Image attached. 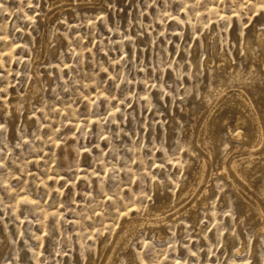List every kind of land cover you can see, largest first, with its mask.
Segmentation results:
<instances>
[{"label":"rangeland","instance_id":"374dc122","mask_svg":"<svg viewBox=\"0 0 264 264\" xmlns=\"http://www.w3.org/2000/svg\"><path fill=\"white\" fill-rule=\"evenodd\" d=\"M62 2L0 0V264H103L119 225L149 207L165 212L161 238L137 229L114 264H264L261 223L241 208L248 193L264 200V160L252 164V190L217 174L223 154L245 152L229 130L255 137L248 107L219 95L247 87L264 100L245 51L261 52L264 0ZM211 31L232 76L212 59ZM216 118L223 157L208 194L179 198L206 156L204 120Z\"/></svg>","mask_w":264,"mask_h":264},{"label":"bare ground","instance_id":"6f19581e","mask_svg":"<svg viewBox=\"0 0 264 264\" xmlns=\"http://www.w3.org/2000/svg\"><path fill=\"white\" fill-rule=\"evenodd\" d=\"M59 2V1H58ZM63 2H64V0H63ZM62 2V3H63ZM53 3V2H52ZM61 3V2H60ZM53 6H54V3L52 4ZM66 5V3L64 4V6ZM63 6V7H64ZM51 7V6H50ZM59 7V6H58ZM55 8H56V2H55ZM60 8H61V6H60ZM66 8V7H65ZM51 9V8H50ZM50 9H49V11H50ZM53 9V8H52ZM59 10V9H58ZM57 10V11H58ZM48 11V12H49ZM53 11H54V9H53ZM58 12H60V11H58ZM52 13H54V12H52ZM55 14H57V13H55ZM50 15V14H49ZM48 15V16H49ZM52 16H53V14H51ZM259 34H261V32L259 33ZM216 33H214L213 31H211L210 32V34L206 37V40H207V46H208V48H209V50H210V52H211V55H212V59L214 60L215 58H219L220 59V62L221 63H223L224 65L225 64H228L229 65V67H228V73H227V76H232V73H233V66H232V64L230 65V62H229V60H228V58L225 56V54H220L219 55V53H218V51H216V43H215V38H216ZM252 35V34H251ZM254 36V35H253ZM262 36V35H261ZM264 36V35H263ZM257 37H259V36H257ZM259 38H261V37H259ZM247 41V40H246ZM252 41H254V40H252ZM250 42H251V40H250ZM243 44H244V42H243ZM255 44H259V46H260V50H261V52L259 53V52H256L255 51V48L253 47V45L252 44H249V43H246V48H245V51H246V59L248 60V59H251V60H253L254 61V64L252 63V62H250V64H251V66H250V69L252 70V72H254V71H256V70H258L259 69V73H257V76H256V78L255 79H257V80H259V78H261L262 76H263V78H264V39H257V43H255ZM206 46V47H207ZM242 51H243V49H242ZM221 53V52H220ZM224 53V52H223ZM245 54V53H244ZM243 54V55H244ZM227 55V54H226ZM35 57V56H34ZM207 58V57H206ZM244 58V57H243ZM218 59V60H219ZM213 60H207V61H205L206 62V64H212L213 62L215 63L216 61H213ZM195 61H197L198 62V60H196L195 59ZM232 62V61H231ZM249 62V61H248ZM217 63V62H216ZM245 63V62H244ZM194 64V63H193ZM196 64H198V63H196ZM222 64V65H223ZM247 64H249V63H247ZM249 64V65H250ZM218 65H219V63H218ZM217 65V66H218ZM221 65V64H220ZM220 65H219V67H220ZM246 65V64H245ZM196 66V65H195ZM206 66H208V65H205V67ZM214 66V65H213ZM213 66H211V67H213ZM209 67V66H208ZM227 67V66H226ZM198 68V67H197ZM210 68V67H209ZM222 68V67H221ZM236 68V67H235ZM234 68V69H235ZM195 69V68H194ZM208 69V68H207ZM211 69V68H210ZM226 69V68H225ZM34 70H35V68H34ZM217 70V69H216ZM219 70H221V69H219ZM224 71V70H223ZM246 71H247V69H246ZM33 72V71H32ZM227 72V71H226ZM249 72V71H248ZM252 72H251V74H252ZM221 74H222V72H221ZM226 74V73H225ZM223 75V74H222ZM250 75V74H249ZM248 75V76H249ZM36 76V75H35ZM35 76H33V78H35ZM246 76H247V72H246ZM252 76V75H251ZM250 76V77H251ZM219 78V77H218ZM217 78V79H218ZM220 78H224V77H220ZM231 78V77H230ZM230 78H229V80H230ZM38 79V78H37ZM217 79H215V80H217ZM228 80V79H227ZM260 80H262V78L260 79ZM35 81H36V79H35ZM239 81H240V79H239ZM263 81V83H264V79L262 80ZM243 82V81H242ZM241 82V83H242ZM30 83H32L31 81H30ZM263 83H262V86H263ZM33 84V83H32ZM238 85V84H237ZM237 85H234V86H237ZM246 85H247V83H246ZM245 85V86H246ZM259 86H260V84H258ZM233 86V87H234ZM32 86H30V88H31ZM230 87H231V85H230ZM229 87V88H230ZM240 87H241V85H240ZM242 87H243V85H242ZM33 88V87H32ZM263 88V87H262ZM34 89V88H33ZM218 89V88H217ZM216 89V90H217ZM220 89V88H219ZM230 89H232V88H230ZM246 89H247V87H246ZM245 88H238L237 87V89L233 92V93H224V95L222 94V92L220 93V95H219V97H221V99H222V97H226V99L227 100H230L231 99V103H232V98L235 96L236 98L235 99H237V102H238V104L240 105V106H242V107H248V111H249V120H250V122L252 123V125L255 127L254 128V130H255V137H253V139L252 138H250V136H248L247 135V132H245L244 130H243V128H242V130H235V131H232V130H229L228 132L230 133V138L232 139V140H237V141H241L242 142V145H243V148H244V150L243 151H245V152H243V153H241V154H239L240 153V150L242 149V147H240V150H239V147H238V149H237V147L235 148V149H237L238 151H239V155L238 156H235V157H232V155L231 154H228V155H226V157H225V154H223L224 155V160L222 161V164L220 165L221 167L218 169V170H220L217 174H223L224 175V179L227 181V182H229V184L232 186V188H234L237 192L236 193H238V190H239V187H241L238 183L239 182H237V180H239L242 184H245L244 186L246 187V186H248L250 189L252 188V186H251V183H254V181H252L251 183L249 182L250 180H248V174H249V172L251 173V170H252V164H253V166H254V161H256V160H261V161H263L264 160V146L262 147V145H264L263 143H264V106H262L261 104L263 103V101H262V103L261 104H257V102H255L250 96H251V92H250V96H249V90H248V92H247V90H246ZM28 90V89H27ZM215 90V91H216ZM28 91H30V90H28ZM218 91V90H217ZM223 92H225L224 90H222ZM261 91V90H260ZM262 91H263V94H264V88L262 89ZM262 91H261V94H262ZM34 92V91H33ZM26 93H28V92H26ZM30 94V93H29ZM28 94V95H29ZM31 95V94H30ZM31 96H33V95H31ZM256 96V95H255ZM254 95L252 96V97H255ZM28 97V96H27ZM217 97V96H216ZM33 98V97H32ZM256 98V97H255ZM218 99V98H217ZM220 99V98H219ZM214 100V99H213ZM234 100V99H233ZM257 100V99H256ZM218 101V100H217ZM216 101V102H217ZM221 101V100H220ZM236 102V103H237ZM261 102V101H260ZM213 103V102H212ZM215 103V102H214ZM218 103V102H217ZM229 103V102H228ZM234 103V102H233ZM216 104V103H215ZM221 104V103H220ZM219 104V105H220ZM223 104H224V99H223ZM222 104V105H223ZM226 105H227V103H226ZM264 105V104H263ZM210 106V105H209ZM221 106V105H220ZM224 106V105H223ZM232 106V105H231ZM235 106V105H234ZM216 107H217V105H216ZM226 107V106H225ZM229 107V106H228ZM238 108V107H237ZM219 109V108H218ZM215 110V109H214ZM221 110V109H220ZM243 110V109H242ZM245 110V109H244ZM243 110V111H244ZM206 112H208V111H206ZM211 112H212V109H211ZM216 112V114H218V112L217 111H215ZM247 112V111H246ZM210 113V112H209ZM208 113V114H209ZM239 113V112H238ZM207 114V115H208ZM213 114H215L214 113V111H213ZM244 114V113H243ZM246 114V113H245ZM241 114H239L237 117H239ZM247 115H248V113H247ZM241 117V116H240ZM246 117V116H245ZM206 118V117H205ZM204 118V119H205ZM221 118V117H220ZM223 118V117H222ZM243 118V117H242ZM210 119H212V116H211V118ZM217 119V118H216ZM226 119V118H225ZM209 120V119H208ZM208 120H204V123H203V127H202V129H203V132H204V137L202 138V141L200 140V136L197 138L198 139V141H197V145L198 146H201L202 144H201V142L202 143H204L206 146H208V147H206V148H208L207 149V152H206V156L205 155H203V156H205V157H203V156H201V157H203L202 159H200L201 160V162L199 161V165H197V164H195V165H197L198 167H197V169L193 172L194 173V176L196 177L193 181L195 182H193V183H188V184H186V185H188L187 186V188H185V189H183V190H181V192H180V194H179V198H181V197H183V196H185V195H189V197H191V199H193V198H195L196 197V199L195 200H197V197L199 198V199H201L200 197H202L203 195H205L207 192H208V190H207V188H208V186L210 185V182H211V179H212V176L213 175H211V172L209 171V169L211 168V166H212V164L214 163V161H215V157H218L219 155H217L216 153L217 152H215V150H216V147H218V146H216L217 144H219V143H221V142H219V138H221V137H219V136H221L220 134H221V132H220V134H219V132L217 131V132H213V131H211V126L212 125H214V124H217V125H221L222 124V121L224 120H221V119H217L216 121H214L213 123L212 122H208ZM243 120V119H242ZM245 120H247V119H245ZM249 120H248V122H249ZM203 122V121H202ZM224 122V121H223ZM247 122V123H248ZM241 123H242V121H241ZM220 125H219V128L221 129V127H220ZM226 125V124H225ZM236 125V124H235ZM238 125V124H237ZM240 125V124H239ZM201 126V125H200ZM224 127V126H223ZM214 129V128H213ZM220 129H218V130H220ZM230 129H231V127H230ZM251 128H249L248 130H250ZM217 130V129H216ZM253 129H252V131H254ZM199 131H201V130H199ZM202 132V133H203ZM250 132H251V130H250ZM228 133V134H229ZM252 133V132H251ZM199 134V133H198ZM254 134V133H253ZM203 136V135H202ZM196 137V136H195ZM229 138V139H230ZM196 139V138H195ZM221 140V139H220ZM230 141V140H229ZM236 141V142H237ZM231 142V141H230ZM241 145V144H240ZM233 146V145H232ZM220 147V146H219ZM222 147V146H221ZM261 148H263L262 150H261ZM202 149H203V147H202ZM218 149V148H217ZM199 150V149H198ZM197 150V151H198ZM206 150V149H205ZM234 150V149H233ZM232 150V151H233ZM237 150H235L236 152H237ZM217 151V150H216ZM228 152H230V151H228ZM241 152H242V150H241ZM205 153V152H204ZM199 154H201V153H199ZM202 154H203V152H202ZM215 154L217 155V156H215ZM237 154V153H236ZM197 155V154H196ZM230 155H231V158H229L230 157ZM219 157H221V156H219ZM223 157V156H222ZM221 157V158H222ZM218 160V159H217ZM216 160V161H217ZM220 160V159H219ZM216 161H215V163H216ZM193 162H195V161H193ZM258 162H260V161H258ZM192 163V162H191ZM221 163V162H220ZM218 165H219V162H218ZM191 167H192V165H191ZM194 167L196 168V166H193L192 167V169H194ZM189 170V169H188ZM214 170V169H213ZM215 170H216V166H215ZM208 171L210 172V174L208 173ZM191 174H192V171H191ZM219 174V175H220ZM215 175V174H214ZM191 176H193V175H191ZM190 176V177H191ZM222 176V175H221ZM213 177H215V176H213ZM252 177V176H251ZM254 178V177H253ZM191 179V178H190ZM255 179V178H254ZM214 180V179H213ZM251 180H253V179H251ZM224 181V180H223ZM222 181V182H223ZM225 181V182H226ZM187 182H188V180H187ZM192 182V181H191ZM212 184V183H211ZM205 186V188L202 190V191H200L199 189L201 188V186ZM256 184L254 183V186H255ZM244 187V188H245ZM183 188V187H182ZM255 187H253L252 189H254ZM248 189V188H247ZM246 189V190H247ZM251 189V190H252ZM198 190L200 191L199 193H198ZM241 190V189H240ZM239 190V191H240ZM242 190H243V188H242ZM249 190V189H248ZM256 190H258V189H255V191ZM245 191V190H244ZM255 191H253V192H255ZM177 193H178V191H177ZM212 193V192H211ZM241 193V192H240ZM238 194V195H242V194ZM247 193V192H246ZM245 193V194H246ZM256 193H258V192H256ZM256 193H255V196H257V195H261V194H257L256 195ZM199 194H200V196H199ZM208 194V193H207ZM249 195H248V198H247V200H246V198H244L245 199V201L243 202V204H242V202H241V208L244 210V211H246L247 213H251V214H253V216H254V220L255 221H257V224H258V222H260L261 223V226L259 227V229L256 231V236H258L261 232H264V208L261 206V202L262 201H264V200H262L260 203L258 202V201H256V199L254 198V197H252V195L250 196V193H248ZM252 194V193H251ZM207 196H209V195H207ZM254 196V195H253ZM188 197V198H189ZM259 197V196H258ZM264 197V196H263ZM204 198H205V196H204ZM261 198V197H260ZM184 199H187V197L185 196V198ZM202 199H203V197H202ZM239 199V198H238ZM240 199H241V196H240ZM243 199V198H242ZM243 199V200H244ZM262 199V198H261ZM260 199V200H261ZM164 201V200H163ZM191 201V200H190ZM165 202V201H164ZM178 202V201H177ZM181 202H183V201H181ZM180 202V203H181ZM186 202V201H185ZM161 203H162V201H161ZM168 203V202H167ZM167 203H165V204H167ZM198 203V202H197ZM202 203V202H201ZM204 203V202H203ZM207 203V202H206ZM175 204H176V202H175ZM182 204V203H181ZM184 204V203H183ZM183 204H182V206H183ZM189 204V206H190V203H188ZM205 204V203H204ZM240 204V203H239ZM168 205V204H167ZM187 205V204H186ZM198 205V204H197ZM201 205V204H200ZM200 205H198V206H200ZM203 205V204H202ZM207 205V204H206ZM165 206V205H164ZM169 206H170V204H169ZM168 206V208H170ZM178 206V205H177ZM182 206L180 207V208H182ZM188 206V207H189ZM193 206V209H195V206H196V202L194 203V204H192L191 205V207ZM197 206V207H198ZM240 206V205H239ZM264 206V205H263ZM149 207V206H148ZM167 207V206H166ZM172 207V206H171ZM176 207V206H175ZM179 207V206H178ZM186 206L184 205V208H185ZM191 207H189V208H191ZM204 207V206H203ZM150 208V207H149ZM147 209V212H146V215H144V216H142V217H140L139 215H137V214H131V216L130 217H128L127 218V220L126 219H124V220H126L122 225H119V226H121L120 228H119V231H118V233H119V235H118V238L116 239V242H115V244H114V246L112 247V249L109 251V253L107 254V255H105L106 257H105V259L103 260L104 262H103V264H114V259H115V256L117 255V253L118 252H120L121 253V251L122 252H128V250L130 249L129 247H128V245H129V239L132 237V235H134V232L137 230V229H139V228H141V227H147V226H149L148 228H155L156 230H157V232H158V238H161V236H162V234H161V231H160V229L162 228V224H164V222H165V218H162V216L165 214V212H163V210H159V211H153V210H151L152 208H154V207H152L151 209ZM160 208H162V205L160 206ZM165 208V207H164ZM163 209V208H162ZM173 209H174V207H173ZM176 209V208H175ZM175 209H174V212H177V211H175ZM179 209V208H178ZM177 209V210H178ZM241 209V210H242ZM154 210H156V208L154 209ZM158 210V209H157ZM165 210V209H164ZM166 210H167V208H166ZM146 211V210H145ZM170 211H171V209H170ZM186 211L187 212H190V211H188V209H186ZM186 211H185V213H186ZM167 212H168V210H167ZM180 212V211H179ZM195 212V211H194ZM194 212H193V214H194ZM242 213V212H241ZM245 213V212H244ZM247 213H245V214H247ZM139 214V213H138ZM169 214V213H168ZM189 214V213H188ZM196 214V213H195ZM250 214V215H251ZM249 216V215H248ZM247 216V218H249ZM165 217V216H164ZM194 217V216H193ZM241 217V216H240ZM245 217V216H244ZM244 217H242L243 219H244V222H245V219L246 218H244ZM197 218V217H196ZM253 218V217H252ZM250 221V220H249ZM254 222V221H253ZM251 223V222H250ZM121 224V223H120ZM191 224H194V223H191ZM254 224V223H253ZM256 224V223H255ZM256 224V226H258ZM252 225V224H251ZM146 227H145V229H146ZM163 227H164V225H163ZM255 227V226H254ZM141 229H143V228H141ZM149 230H152V229H149ZM255 230V229H254ZM261 235V234H260ZM226 236H228V235H226ZM243 238V237H242ZM257 238V237H256ZM228 239V238H227ZM232 239V238H231ZM233 240V239H232ZM131 241V240H130ZM225 241V240H224ZM227 242V241H226ZM231 243H233L232 241H230ZM225 243V242H224ZM228 243V242H227ZM232 245V244H231ZM230 247V246H229ZM129 248V249H128ZM110 249V248H109ZM240 249V250H239ZM238 250H236L237 251V253H236V255H239V254H241V253H244V247H240ZM245 249H246V247H245ZM107 249H105V251H106ZM132 250V249H131ZM130 250V251H131ZM107 251V252H108ZM246 251V250H245ZM100 254V253H99ZM130 254V253H129ZM131 254H132V252H131ZM251 254V253H250ZM122 255H124L123 253H122ZM103 256V255H102ZM252 257H254V256H252ZM99 260H101V259H99ZM97 261H95V263H96ZM100 262V261H99ZM98 262V263H99ZM94 263V262H93Z\"/></svg>","mask_w":264,"mask_h":264}]
</instances>
